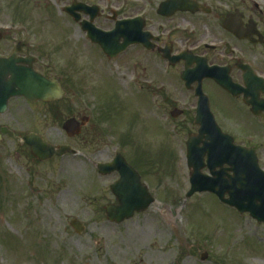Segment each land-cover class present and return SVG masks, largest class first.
Here are the masks:
<instances>
[{
  "label": "rangeland",
  "instance_id": "1",
  "mask_svg": "<svg viewBox=\"0 0 264 264\" xmlns=\"http://www.w3.org/2000/svg\"><path fill=\"white\" fill-rule=\"evenodd\" d=\"M7 30L0 45L26 43L38 58L35 70L57 79L65 95L53 103L10 104L19 110L8 118L0 144V264H264V228L207 193L185 200L188 171L176 124L167 115V132L157 134L160 126L142 109L136 115L138 99L118 64L88 56L57 5L0 0V34ZM82 116L90 122L80 136L68 138L62 124ZM31 131L78 154L40 163L15 139ZM117 153L131 165L144 163L141 180L155 199L121 224L104 213L118 177L99 176L93 166ZM73 219L85 227L81 234L71 228Z\"/></svg>",
  "mask_w": 264,
  "mask_h": 264
},
{
  "label": "flooded vegetation",
  "instance_id": "2",
  "mask_svg": "<svg viewBox=\"0 0 264 264\" xmlns=\"http://www.w3.org/2000/svg\"><path fill=\"white\" fill-rule=\"evenodd\" d=\"M51 1L78 31L88 56L118 64L116 71L138 99L136 115L142 109L157 123L155 133L167 132L168 115L185 152L186 140L199 134L196 120L210 122L201 136L222 138L218 144L225 151L214 171H223L227 182L242 180L250 153L264 173V0ZM17 44V58L34 57L26 43ZM13 49L0 45V58ZM11 105L0 111V144L8 118L18 114Z\"/></svg>",
  "mask_w": 264,
  "mask_h": 264
},
{
  "label": "water",
  "instance_id": "3",
  "mask_svg": "<svg viewBox=\"0 0 264 264\" xmlns=\"http://www.w3.org/2000/svg\"><path fill=\"white\" fill-rule=\"evenodd\" d=\"M17 60L12 57L8 60H0V100L2 110L6 108V102L16 96L24 97L29 102H50L62 97V90L56 81H50L42 75L34 72L31 63L24 60L27 68H16ZM88 122L87 118H83L81 124L75 119L67 120L62 128L69 137L78 135L82 126ZM26 145L30 147L31 154L39 161L51 160L54 156L61 157L67 152L75 153L69 148L59 147L57 149L43 142L36 135H27L23 138ZM200 142L203 143L201 149L196 148ZM194 145V149L190 146L187 149L188 168L191 170L189 182L190 190L186 194V198H190L194 193L209 192L213 193L218 199L236 208L240 213L248 212L251 217L258 222H264V180L262 174L259 173L256 162L249 160L247 167L243 168V173L247 175L241 181H233L228 184L224 182L220 173L213 174V177L203 175L201 173L204 168L202 159L207 155V168L211 170L210 162L217 161L219 151L217 146L205 140H191L188 144ZM213 166H219L215 163ZM98 172L106 175L113 171L120 174V180L111 186V191L117 197L118 205H108L105 212L109 221L120 223L129 219L135 212H142L153 202L146 189L141 185L138 175L125 163L118 155L116 159L105 165H97ZM212 174V173H211ZM246 179V181H244ZM228 194L229 200L224 199V195ZM72 228L76 233H81L84 228L77 222H71ZM203 259L205 258L202 257Z\"/></svg>",
  "mask_w": 264,
  "mask_h": 264
},
{
  "label": "bare ground",
  "instance_id": "4",
  "mask_svg": "<svg viewBox=\"0 0 264 264\" xmlns=\"http://www.w3.org/2000/svg\"><path fill=\"white\" fill-rule=\"evenodd\" d=\"M168 217L169 219L174 220V218L170 215V213L168 214ZM140 264H146V263H140Z\"/></svg>",
  "mask_w": 264,
  "mask_h": 264
}]
</instances>
